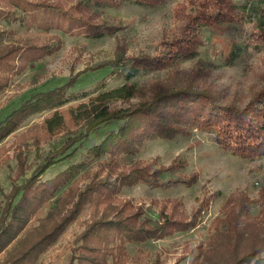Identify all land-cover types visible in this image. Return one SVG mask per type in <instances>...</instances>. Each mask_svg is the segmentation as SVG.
I'll return each instance as SVG.
<instances>
[{
    "label": "trees",
    "instance_id": "1",
    "mask_svg": "<svg viewBox=\"0 0 264 264\" xmlns=\"http://www.w3.org/2000/svg\"><path fill=\"white\" fill-rule=\"evenodd\" d=\"M167 1L0 0V24L17 23L47 34L56 30L101 38L117 31L116 26L103 18L106 8H119L127 3L157 7ZM192 9L181 32L164 41L153 54L131 57L123 52L116 60L99 66L111 68V75H122L125 80L122 84L105 88L106 78H103L93 91L67 94L78 81L76 78L34 94L0 121L1 143L17 129L20 117L48 107L51 112L40 124L43 132L66 133L62 145L50 152L37 170L13 189L6 204L0 206L1 253L14 240L22 242L20 234L31 215L58 194L51 210L41 218V227L33 228L30 243L20 244L16 252L10 251L1 264L33 263L37 254L48 249L87 205L93 208L104 205L105 211L100 216L97 214L76 238L70 264H124L129 259V243L163 239L193 228L210 197L203 199L188 219L180 213L178 202L171 212L163 204L160 213L151 217L144 216L141 207L134 210L131 201L118 196L123 188L139 184L169 189L191 186L199 180L198 172L182 174L180 170L185 163L177 158L157 168V160L121 164L122 157L139 154L151 140H173L199 130L212 134L224 153L249 160L264 157V86L252 91L247 100L241 99L242 96L230 98L211 84L202 83L197 72L177 69L181 62L201 57L203 48L214 38L216 27L222 25L254 21L253 28L257 30L233 42L225 57L227 65L260 51L259 43L264 41V0H198ZM10 33L12 29L0 27V92L9 86L13 74L23 72L62 45L56 34H50L42 42L17 39L3 43ZM161 70L168 72L164 81L150 92L144 91L137 77L147 71ZM82 98L86 100L71 103ZM93 136H101V140L89 147V159L107 156V161L96 171L79 174L81 162L52 178L39 180L49 167L75 155ZM82 175L92 176L73 200V182L77 185ZM66 201L71 202L70 207ZM224 207L221 216L213 222L215 231L208 249L200 247L194 261L264 264V190L258 198L238 192Z\"/></svg>",
    "mask_w": 264,
    "mask_h": 264
},
{
    "label": "rangeland",
    "instance_id": "2",
    "mask_svg": "<svg viewBox=\"0 0 264 264\" xmlns=\"http://www.w3.org/2000/svg\"><path fill=\"white\" fill-rule=\"evenodd\" d=\"M194 1L198 0H168L157 7L127 3L119 8H106L103 18L116 26L117 31L114 35L101 38L70 35L56 30L50 32L61 39V48L30 64L23 72L13 74L9 86L0 92V121L34 94L60 87L76 78L78 81L67 90V94L81 95L86 91H93L103 78H106L105 88L122 84L125 81L122 75H111V68L99 66L116 60L123 52L131 57L153 54L164 41L176 37L181 32L187 15L193 10ZM253 26L254 21L216 27L214 38L203 48L201 57L181 62L177 69L197 72L202 83L211 84L230 98L242 96L241 99L247 100L252 91L264 86V41L259 43L260 51L244 55L231 65L225 63V57L234 41H240L246 35L257 31ZM0 27L13 30V33L5 36L3 43L17 39L42 42L50 36L17 23H1ZM121 67L122 65L119 66ZM167 73V70L147 71L138 76L137 80L144 91L150 92L157 83L164 81ZM84 100L86 98L71 103ZM50 112L51 109L45 107L42 111L20 117L17 129L0 143L1 207L6 204L13 189L37 170V166L43 163L46 156L59 148L66 139L65 132L48 135L40 127ZM100 140L101 136H93L75 155L49 167L39 180L52 178L66 167L81 162L83 164L79 174L86 170L96 171L100 164L107 161V156L89 159L87 152L89 147ZM176 158L185 163V167L180 170L182 174L199 173V180L195 184L169 189H153L139 184L123 188L118 195L120 199L131 201L134 210L141 207L143 215L151 217L160 213L163 204H166L165 208L171 212L173 205L178 202L180 213L188 219H191L203 199L210 197V200L202 211L199 222L188 231L178 232L163 239L129 243V259L124 264H176L179 260L180 264H200L194 261V257L200 247L208 249L215 231L213 222L221 216L228 200L238 192L258 198L264 190V157L249 160L224 153L212 134L199 130L177 136L173 140H151L139 154L122 157L121 164L129 165L136 160L155 163L157 160V168L160 164H171ZM82 176L79 177L77 185L73 182V200L92 175ZM114 176L116 174H113ZM57 195L31 215L29 224L20 234L22 242L17 243V240H14L9 244L0 253V264L10 251L16 252L20 244L24 246L30 243L33 238L30 235L35 232L32 231L33 228L41 227L40 220L51 210V203ZM67 202L66 206L70 207L71 202ZM104 211V205L97 208L87 205L48 249L37 254L31 264H70L76 238L97 214L100 216Z\"/></svg>",
    "mask_w": 264,
    "mask_h": 264
}]
</instances>
